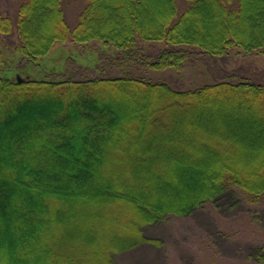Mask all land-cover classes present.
Returning <instances> with one entry per match:
<instances>
[{
    "label": "trees",
    "instance_id": "trees-1",
    "mask_svg": "<svg viewBox=\"0 0 264 264\" xmlns=\"http://www.w3.org/2000/svg\"><path fill=\"white\" fill-rule=\"evenodd\" d=\"M184 1L179 12L176 0H86L73 28L63 0H22L15 24L0 14V240L7 242L0 264H120V255L159 244L145 227L192 215L236 190L254 202L264 196V151L250 161L239 146L244 134L210 126L199 113L245 98L264 122V85L239 79L176 90L143 76L111 77L101 52L80 66L100 74L82 80L30 78L20 68H41L56 46L70 42L115 48L118 59L110 63L121 72L130 64L180 72L199 52L264 55V0ZM205 18L214 24H202ZM142 42L172 47L151 56ZM5 56L19 69L6 67ZM116 95L134 111L111 106ZM203 154L218 159L212 169L193 165ZM179 171L208 182L185 185L188 195L177 202L163 200L165 190H185L172 180ZM255 261L264 264V246Z\"/></svg>",
    "mask_w": 264,
    "mask_h": 264
},
{
    "label": "rangeland",
    "instance_id": "rangeland-1",
    "mask_svg": "<svg viewBox=\"0 0 264 264\" xmlns=\"http://www.w3.org/2000/svg\"><path fill=\"white\" fill-rule=\"evenodd\" d=\"M21 2L22 0H0V14L10 17L15 24ZM176 2L179 12H183L186 2L184 0H176ZM85 3L86 0H63L65 18L71 28L76 26ZM158 11L156 7H152L148 15L154 17ZM210 21L214 22L213 19L205 18L202 24ZM215 25L218 30L219 24ZM11 38L18 42L16 25ZM141 45L145 54L151 56H156L163 49L172 47L166 42H142ZM90 46L93 48L89 50L72 42L56 46L47 60L41 63V68L28 64L20 68L24 67L30 78L71 76L76 80H82L100 74V70L97 73L96 70H83L80 66L85 63L87 66V62L97 61L101 52L107 74L111 77L127 73L132 76H143L152 81H164L176 90H192L220 81L236 82L239 79L264 85V55L247 54L238 48L232 49L222 57H210L199 52L180 72L173 68L145 71L133 64L121 72L119 69L112 68L110 63L114 60L113 58L118 59L115 48L109 46L107 52H104L102 43L97 41L92 42ZM5 58L6 67L19 69L15 57L5 56ZM109 102L113 107L121 105L127 110H132L134 106L133 102H128L120 95L114 96ZM249 106H252L251 102L244 98L237 100L235 104L234 102L208 104L199 110V113H202L201 118L205 119L200 118V120L209 122L210 126L221 125L227 129V132L244 134L248 140L239 142V146L240 149L249 152V159L252 161L256 158L257 152L264 151V122H259V119L253 116V110ZM193 120V123L195 122L194 124H197L201 130H205L206 127L202 122L198 123L197 116H194ZM259 129L263 132L259 133ZM202 157L201 161L193 163L199 169L202 167L212 169V166L218 162V159L215 161L209 154H203ZM245 167H241V170L249 173L250 168ZM172 180L176 185L182 182L184 186L188 185L187 187L197 183L205 186L208 182L199 180L197 175L191 173L184 175L180 171L173 175ZM187 187H184L185 190H181L180 187L165 190L162 199L177 202V198L188 195ZM144 232L147 236L156 239L159 244H145L120 255L118 260L120 264H257L255 252L264 246V196L259 202H254L248 195L236 190L234 194H227L218 203H207L192 215L170 217L164 222L145 227ZM6 244V240L1 239L0 249H4Z\"/></svg>",
    "mask_w": 264,
    "mask_h": 264
}]
</instances>
